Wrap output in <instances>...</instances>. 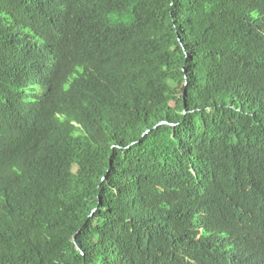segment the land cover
<instances>
[{"label":"trees","instance_id":"trees-1","mask_svg":"<svg viewBox=\"0 0 264 264\" xmlns=\"http://www.w3.org/2000/svg\"><path fill=\"white\" fill-rule=\"evenodd\" d=\"M0 264H264V0H0Z\"/></svg>","mask_w":264,"mask_h":264}]
</instances>
